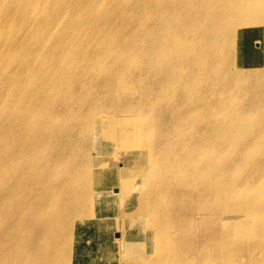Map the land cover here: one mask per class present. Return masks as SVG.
I'll list each match as a JSON object with an SVG mask.
<instances>
[{
    "label": "bare ground",
    "instance_id": "1",
    "mask_svg": "<svg viewBox=\"0 0 264 264\" xmlns=\"http://www.w3.org/2000/svg\"><path fill=\"white\" fill-rule=\"evenodd\" d=\"M0 215V264H264V0H0Z\"/></svg>",
    "mask_w": 264,
    "mask_h": 264
},
{
    "label": "rangeland",
    "instance_id": "2",
    "mask_svg": "<svg viewBox=\"0 0 264 264\" xmlns=\"http://www.w3.org/2000/svg\"><path fill=\"white\" fill-rule=\"evenodd\" d=\"M9 57H10V54L7 56V59H11ZM44 58H45L44 53H42L39 57H36V64L40 63V66L37 67L36 70H33L32 72H30L29 74L26 75V81L34 88L36 93L42 92V90H43V89H41L42 85H43V82H41V79L46 78V76L61 75L59 67H51L49 64H42ZM81 80H82L81 77L75 78V81H81ZM69 82H70L69 80H66L65 85H67ZM100 90L103 91V89H100ZM66 91L68 92V94L66 96V103H69V106L65 107L66 112L62 116H58V117H61V119L50 120L48 113L41 110V111H37L36 113L39 117H43V119H45L46 121H40L39 120L36 123H38L41 127H47L51 131H53L54 127L60 126V125H67L70 127H74L77 122H79L80 120L83 119L84 110L81 107V101L79 100V98L77 96L76 88L75 87H69V88H66ZM87 93H88L87 98H89L90 93H91V87H89L87 89ZM164 96H166V95H164ZM28 104L29 105H26V107H25L27 111H36L35 109L37 108V106L32 105L30 102H28ZM116 111H117V108L112 103H110L109 104V112L115 113ZM142 119L148 125H150L152 123V119H148V117H144ZM143 121L141 119H139L138 121L130 124V126L139 129V128L144 126L145 123ZM115 126L117 128H120L121 122L120 121L115 122ZM68 134H69V132H66V133H63L62 136H67ZM150 136H151V133H150ZM41 137H42V134L39 131L36 132L34 135V138L36 140H41ZM143 137L147 138V135L143 133ZM29 154L36 155V154H38V151L34 150V151L28 153L27 156ZM16 156H18V157L22 156V153H17ZM141 156L144 160H147L148 158L151 157V155H147V154H142ZM153 168L154 167H152V166H148V167L144 168L143 173L145 174V179H146V180L144 179L145 184L148 181V174L150 172H152ZM63 170L64 169L61 170V172L63 174L68 172V169H65L64 171ZM7 193L10 196V192H7ZM163 202L165 203L166 201H163ZM8 205L11 206V203H8ZM223 207H224V201H216L214 203L215 211H219ZM18 221H21V220L17 219L16 217L9 216V215H0V229L3 231L2 236H1L2 240L9 241V240L13 239L14 237H21L23 239L26 238V234L23 233V230H16L17 232L14 234L8 233V231H11V228L15 224L18 223ZM232 231H237V230H232ZM236 235L237 234H235V233L230 234V237H233V238H231V240L235 239V240H233V244L236 243V238H237V237H235ZM20 247H24V243L15 245V247L12 249V251H14L15 249H18ZM233 256L237 260V258L235 257L234 254H233ZM236 264H244V262L238 260V263H236Z\"/></svg>",
    "mask_w": 264,
    "mask_h": 264
}]
</instances>
